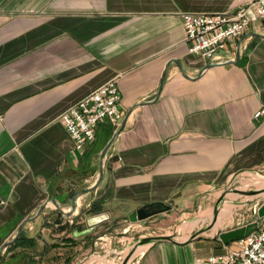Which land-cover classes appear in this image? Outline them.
<instances>
[{
    "label": "crops",
    "instance_id": "0c3cea01",
    "mask_svg": "<svg viewBox=\"0 0 264 264\" xmlns=\"http://www.w3.org/2000/svg\"><path fill=\"white\" fill-rule=\"evenodd\" d=\"M250 1L0 0V250L46 204L0 264H75L90 241L73 231L94 206L122 220L153 203L188 213L240 172H264V23L213 60L190 52L182 17ZM113 78L121 124L101 123L78 150L60 116ZM111 140L103 180L68 219L53 199L70 210ZM178 240L129 264H197L231 246Z\"/></svg>",
    "mask_w": 264,
    "mask_h": 264
},
{
    "label": "built area",
    "instance_id": "2783aa9c",
    "mask_svg": "<svg viewBox=\"0 0 264 264\" xmlns=\"http://www.w3.org/2000/svg\"><path fill=\"white\" fill-rule=\"evenodd\" d=\"M182 17L190 52L215 60L219 52L226 50L232 39L246 33L254 21L264 23V0H251L234 11L186 12ZM121 99L118 79L113 78L62 112L60 119L78 150L83 151L87 143L95 139L101 123L108 122L115 129L120 126ZM263 112L264 109L256 116ZM197 264H264V218L250 235L236 240L226 252L199 258Z\"/></svg>",
    "mask_w": 264,
    "mask_h": 264
},
{
    "label": "rangeland",
    "instance_id": "374dc122",
    "mask_svg": "<svg viewBox=\"0 0 264 264\" xmlns=\"http://www.w3.org/2000/svg\"><path fill=\"white\" fill-rule=\"evenodd\" d=\"M263 180L264 172H240L231 178L227 185L213 191V195L197 206L196 211L194 206L188 207V213L170 211L135 222L128 217L123 220L117 217L113 219L110 214V218L97 225L91 234L75 237L76 240L84 237L89 238L90 241L88 247L83 250L84 254L80 252L77 255L78 260L75 264H121L129 248H131L129 251L131 261L139 255L133 256V250L140 245H151V243H138L146 237L171 235L176 240L184 241L200 232L203 236L201 238L217 240L213 237L219 230L245 225L256 218L257 210L264 202ZM217 205L218 209H216ZM221 208L223 209L220 211ZM230 210L233 213V220L220 222L222 214ZM215 216L217 222L214 221ZM213 223L219 226L216 225L217 228L213 229Z\"/></svg>",
    "mask_w": 264,
    "mask_h": 264
},
{
    "label": "water",
    "instance_id": "95a60500",
    "mask_svg": "<svg viewBox=\"0 0 264 264\" xmlns=\"http://www.w3.org/2000/svg\"><path fill=\"white\" fill-rule=\"evenodd\" d=\"M232 62H234V63L238 62V58H236ZM209 65H211V63ZM113 141L114 140H111L109 142V144L106 146V148L104 149V151L102 153L101 166H100V171H99V175H98L97 181L94 184L81 189L80 191H78L74 195L73 200H72V204H71V208H70L69 211L66 212L63 209L62 205L59 202H57L55 199H53V201H55L58 209L68 219H70L72 214L78 209V200H79V198L82 197L83 195L87 194V193H90V192L96 190L99 187L101 181L103 180L104 173H105L106 158H107L108 150H109L110 146L112 145ZM0 203H1V200H0ZM45 207H46V204H43L35 214H33V215L29 216L28 218H26V220L23 221L18 226L17 232L14 235V237L11 238L10 240H7L3 244L2 249L0 250V259H1L2 255H3V252L5 251V249L8 248L11 244H13L19 238V236L21 235V233H22L25 225L27 224V222H29V221L35 219L36 217H38L44 211ZM171 209H172L171 205H166L164 203L146 204V205L141 206L137 210L133 211L130 214L129 219L131 221H133V222L142 221V220H145L147 218L153 217V216H155L157 214L169 211ZM216 209H218V205L216 206ZM109 218H110V215L108 213H106V212L98 213V214H94L92 216H89V217L86 218V228L75 229L73 231V236L74 237H81V236H85V235L91 234L96 229L97 225H99L102 222L108 220ZM263 218H264V202L261 204V206L258 209V216H257V219L255 221L250 222L247 225L238 226V227L231 228V229H226V230L221 229V230L218 231V233L213 238L214 239H220L225 244H230L233 241L239 240V239H241V238H243L245 236L250 235L256 229L257 224L259 222H261ZM216 220H217V216H215V218H214V221H216ZM201 237H203L201 235V233L197 232V233L193 234L190 239L194 240V239L201 238ZM163 240H169V241H174V242L178 241L171 235H159V236H154V237L143 238L138 243H140V244H146V243L154 244V243H157V242H160V241H163ZM130 256L131 255L126 256V258L122 261L121 264H129L130 259H131Z\"/></svg>",
    "mask_w": 264,
    "mask_h": 264
},
{
    "label": "bare ground",
    "instance_id": "6f19581e",
    "mask_svg": "<svg viewBox=\"0 0 264 264\" xmlns=\"http://www.w3.org/2000/svg\"><path fill=\"white\" fill-rule=\"evenodd\" d=\"M253 178V177H252ZM256 181V180H255ZM260 181V180H259ZM264 181V180H263ZM244 183V182H243ZM245 189V188H244ZM264 189V188H263ZM263 191V190H262ZM246 199V198H245ZM234 200V199H233ZM233 200L231 201V202H233ZM230 201V200H229ZM233 208V207H232ZM223 208H221L220 209V211L222 210ZM208 214V213H207ZM233 220V213H232V211L230 210V211H226V212H224L223 214H222V216H221V218H220V222H231ZM217 222V221H216ZM213 225H214V223H213ZM213 225H211V226H213ZM216 225H218V224H215L214 226H213V229H215V228H217L216 227ZM219 226V225H218ZM176 238L178 239V236H176ZM152 244V243H151ZM149 247V245H140V246H138L135 250H133L134 252H133V256L134 255H137V254H141V253H143L147 248ZM130 249L131 248H129V250H128V252H127V254H126V256H128V255H130L129 253V251H130ZM133 256H132V258H133Z\"/></svg>",
    "mask_w": 264,
    "mask_h": 264
},
{
    "label": "trees",
    "instance_id": "16d2710c",
    "mask_svg": "<svg viewBox=\"0 0 264 264\" xmlns=\"http://www.w3.org/2000/svg\"><path fill=\"white\" fill-rule=\"evenodd\" d=\"M103 210V207L102 206H94L93 207V211L94 212H100V211H102ZM79 228H80V226H78Z\"/></svg>",
    "mask_w": 264,
    "mask_h": 264
}]
</instances>
